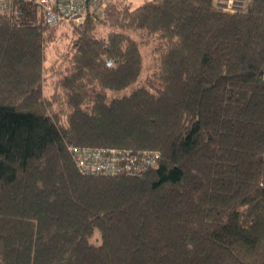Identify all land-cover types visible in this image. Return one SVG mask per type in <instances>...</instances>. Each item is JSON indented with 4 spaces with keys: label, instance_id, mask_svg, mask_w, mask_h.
Returning <instances> with one entry per match:
<instances>
[{
    "label": "trees",
    "instance_id": "trees-1",
    "mask_svg": "<svg viewBox=\"0 0 264 264\" xmlns=\"http://www.w3.org/2000/svg\"><path fill=\"white\" fill-rule=\"evenodd\" d=\"M104 1L0 13V264H264V0ZM69 146L158 157L85 175Z\"/></svg>",
    "mask_w": 264,
    "mask_h": 264
},
{
    "label": "built area",
    "instance_id": "built-area-1",
    "mask_svg": "<svg viewBox=\"0 0 264 264\" xmlns=\"http://www.w3.org/2000/svg\"><path fill=\"white\" fill-rule=\"evenodd\" d=\"M104 0H0V13L11 15L19 23L23 2H30L40 10L42 21L47 26L68 22L82 26L86 17L92 15ZM248 0H214L218 8L225 12H240L247 7ZM35 22V21H33ZM110 65L111 60H106ZM72 158L81 173L85 175L142 174L156 161L158 152L154 150H124L104 147H69Z\"/></svg>",
    "mask_w": 264,
    "mask_h": 264
},
{
    "label": "rangeland",
    "instance_id": "rangeland-1",
    "mask_svg": "<svg viewBox=\"0 0 264 264\" xmlns=\"http://www.w3.org/2000/svg\"><path fill=\"white\" fill-rule=\"evenodd\" d=\"M114 1H116V0H105L104 3H103V5L101 6L100 9H102V11H104V10L107 9V7H109ZM123 1H133V3L138 4V3L142 2L143 0H123ZM61 24H64V25L70 26L68 22H63V23H61ZM62 26H63V25L60 26V24H59V28L62 27Z\"/></svg>",
    "mask_w": 264,
    "mask_h": 264
},
{
    "label": "bare ground",
    "instance_id": "bare-ground-1",
    "mask_svg": "<svg viewBox=\"0 0 264 264\" xmlns=\"http://www.w3.org/2000/svg\"><path fill=\"white\" fill-rule=\"evenodd\" d=\"M69 147H74V146H69ZM80 147H89V146H80ZM69 151H70V149H69ZM70 153H71V151H70ZM72 156V155H71ZM73 159V158H72ZM73 162H74V160H73ZM74 164H75V166H76V168L78 169V166L76 165V163L74 162ZM78 171H79V169H78ZM80 172V171H79ZM81 173V172H80ZM83 174V173H82Z\"/></svg>",
    "mask_w": 264,
    "mask_h": 264
}]
</instances>
